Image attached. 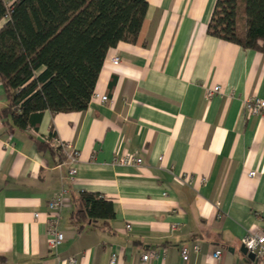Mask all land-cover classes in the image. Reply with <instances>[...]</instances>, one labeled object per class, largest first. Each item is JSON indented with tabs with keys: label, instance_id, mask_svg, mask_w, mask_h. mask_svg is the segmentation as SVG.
<instances>
[{
	"label": "crops",
	"instance_id": "crops-1",
	"mask_svg": "<svg viewBox=\"0 0 264 264\" xmlns=\"http://www.w3.org/2000/svg\"><path fill=\"white\" fill-rule=\"evenodd\" d=\"M146 1L136 42L108 49L86 109L44 110L23 129L0 116V264H264L241 251L246 234H264V114L242 111L264 98V53L207 33L216 0ZM57 139L79 153L72 177L49 150ZM119 154L141 164L113 163ZM61 190L64 238L51 247L47 205ZM82 190L110 200L114 217L76 229Z\"/></svg>",
	"mask_w": 264,
	"mask_h": 264
},
{
	"label": "trees",
	"instance_id": "trees-1",
	"mask_svg": "<svg viewBox=\"0 0 264 264\" xmlns=\"http://www.w3.org/2000/svg\"><path fill=\"white\" fill-rule=\"evenodd\" d=\"M146 8V0H0V83L8 101L0 116L23 129L44 110L86 109L106 52L136 42ZM206 31L264 53V0H216ZM49 150L65 159L60 147ZM73 202L78 230L115 214L99 192L82 190Z\"/></svg>",
	"mask_w": 264,
	"mask_h": 264
},
{
	"label": "built area",
	"instance_id": "built-area-1",
	"mask_svg": "<svg viewBox=\"0 0 264 264\" xmlns=\"http://www.w3.org/2000/svg\"><path fill=\"white\" fill-rule=\"evenodd\" d=\"M112 63L117 64L119 62L118 56H113L111 58ZM221 86L215 85L212 88H209L205 92L206 98H211L214 94L220 92ZM95 98L101 103H104L107 100L106 95H99L95 93ZM242 111L246 113V115H255V114H264V98H260L257 96H250L245 98L242 101ZM55 146L61 148L64 153L65 161L70 164L69 168V175L72 177L76 174V169L74 165L79 160V153L77 149L68 141H60L55 140ZM112 162L118 165H131L136 166L141 164V158L136 157L132 154H119L113 157ZM255 172H249L250 176H254ZM66 191L61 190L60 192L56 193L49 201H48V209L52 212L51 221H50V228L47 230L48 234V242L51 247L58 245L62 242L64 236L63 233L57 230V222H58V213L60 208L64 203V195ZM129 227V226H128ZM177 228V224H173L171 226L172 230ZM243 246L246 248L247 252L254 254L255 258L264 261V234L261 233H248L244 236ZM194 251L198 250V246L194 244L192 246ZM182 258L186 260L188 258L189 248L187 246H182L180 249ZM221 254L220 250H215L213 256L215 258H219ZM157 252L150 251L142 254V259L147 260L152 257H156ZM114 256L111 258V263L114 262ZM69 262H75V258L70 257L68 259Z\"/></svg>",
	"mask_w": 264,
	"mask_h": 264
},
{
	"label": "water",
	"instance_id": "water-1",
	"mask_svg": "<svg viewBox=\"0 0 264 264\" xmlns=\"http://www.w3.org/2000/svg\"><path fill=\"white\" fill-rule=\"evenodd\" d=\"M241 251H242L244 254H247L248 258L253 259V260L255 259L254 254L247 252V250H246V248H245L244 246L241 247Z\"/></svg>",
	"mask_w": 264,
	"mask_h": 264
}]
</instances>
